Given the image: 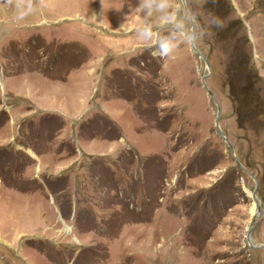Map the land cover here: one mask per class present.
I'll use <instances>...</instances> for the list:
<instances>
[{
  "label": "rangeland",
  "instance_id": "obj_1",
  "mask_svg": "<svg viewBox=\"0 0 264 264\" xmlns=\"http://www.w3.org/2000/svg\"><path fill=\"white\" fill-rule=\"evenodd\" d=\"M184 3L210 70L181 0H0V264H263L202 78L264 245V0Z\"/></svg>",
  "mask_w": 264,
  "mask_h": 264
},
{
  "label": "water",
  "instance_id": "obj_2",
  "mask_svg": "<svg viewBox=\"0 0 264 264\" xmlns=\"http://www.w3.org/2000/svg\"><path fill=\"white\" fill-rule=\"evenodd\" d=\"M181 3L183 4V7L185 9V12L186 14L188 15V18L190 20V24H191V36L189 37V44H190V47L191 49L198 55L202 58V60L204 61L205 65L207 66V68L210 70V65L207 61L206 58H204L201 53L199 52V50L196 48L195 44H194V40H195V37H196V32H195V28H194V23H193V20H192V17L190 15V13L188 12L186 6H185V3H184V0H181ZM206 78V76H204L202 78V82H203V86H204V89L206 90V92L208 93V95L211 97L212 101L215 103L216 105V116H215V128H216V131L218 133V135L222 138V140H224L226 142V145L230 151V153L232 154V158L234 160V162L236 163V165L241 168L242 170H244L254 181L255 183V186L254 188L252 189V192H251V199L252 201L254 202V204L256 205V218L257 220L255 221L254 225L257 223V221L263 216L262 214V209H261V205H260V202L258 201V197H257V181L256 179L254 178V176L238 161V159L236 158L235 154H234V149L231 145V143L228 141V139L226 138V136L223 134V132L221 131L220 127H219V116H220V107L218 105V102H217V99L215 98V96L213 95V93L207 88L205 82H204V79ZM253 225V226H254ZM253 226L247 231L246 233V240H247V243L249 244V246L253 247V248H262L264 249V245L262 244H259V245H253L252 243V239L250 238V234H251V230L253 228ZM264 264V262H263Z\"/></svg>",
  "mask_w": 264,
  "mask_h": 264
},
{
  "label": "clouds",
  "instance_id": "obj_3",
  "mask_svg": "<svg viewBox=\"0 0 264 264\" xmlns=\"http://www.w3.org/2000/svg\"><path fill=\"white\" fill-rule=\"evenodd\" d=\"M165 22L175 24V17L174 16L165 17ZM177 27H180V25H177ZM140 38L144 41H147L149 43H154L157 45L156 50L152 53V55L154 56L158 55L161 57L169 55L172 45L167 39H161L159 41L155 40L153 38V33L148 28H144L140 32Z\"/></svg>",
  "mask_w": 264,
  "mask_h": 264
},
{
  "label": "bare ground",
  "instance_id": "obj_4",
  "mask_svg": "<svg viewBox=\"0 0 264 264\" xmlns=\"http://www.w3.org/2000/svg\"><path fill=\"white\" fill-rule=\"evenodd\" d=\"M254 203V202H253ZM255 205V204H254ZM256 206V205H255ZM252 213L256 215L255 209H252Z\"/></svg>",
  "mask_w": 264,
  "mask_h": 264
},
{
  "label": "crops",
  "instance_id": "obj_5",
  "mask_svg": "<svg viewBox=\"0 0 264 264\" xmlns=\"http://www.w3.org/2000/svg\"><path fill=\"white\" fill-rule=\"evenodd\" d=\"M137 40V39H136Z\"/></svg>",
  "mask_w": 264,
  "mask_h": 264
}]
</instances>
